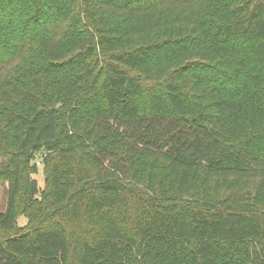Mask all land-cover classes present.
Instances as JSON below:
<instances>
[{"label":"trees","instance_id":"obj_1","mask_svg":"<svg viewBox=\"0 0 264 264\" xmlns=\"http://www.w3.org/2000/svg\"><path fill=\"white\" fill-rule=\"evenodd\" d=\"M4 184L0 264H264V0H0Z\"/></svg>","mask_w":264,"mask_h":264},{"label":"rangeland","instance_id":"obj_2","mask_svg":"<svg viewBox=\"0 0 264 264\" xmlns=\"http://www.w3.org/2000/svg\"><path fill=\"white\" fill-rule=\"evenodd\" d=\"M47 158V153L42 151L40 153L34 154L30 160L28 167L26 168V179L28 182H24L22 193L17 197V227L20 231L24 229L30 222L34 223L33 216L35 217V212L37 211V206L43 201L44 192L48 191V186L46 184V179L49 175V171L45 165V159ZM35 185L37 189V194L33 195V201L28 204V212L26 211L27 200L30 195V185ZM33 187V186H32ZM7 184L3 185L0 208L5 209L7 205ZM53 208L47 207L46 211H52ZM33 215V216H32ZM32 218V219H31ZM0 238L3 235L0 234ZM70 264H76V254L71 252L70 254Z\"/></svg>","mask_w":264,"mask_h":264}]
</instances>
